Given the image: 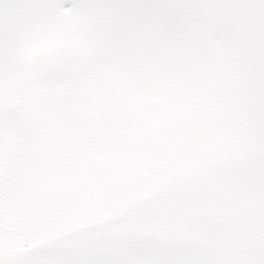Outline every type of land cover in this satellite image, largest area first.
Segmentation results:
<instances>
[{"label": "snow or ice", "instance_id": "obj_1", "mask_svg": "<svg viewBox=\"0 0 264 264\" xmlns=\"http://www.w3.org/2000/svg\"><path fill=\"white\" fill-rule=\"evenodd\" d=\"M0 264H264V0H0Z\"/></svg>", "mask_w": 264, "mask_h": 264}]
</instances>
